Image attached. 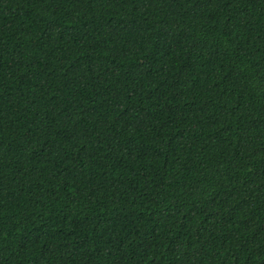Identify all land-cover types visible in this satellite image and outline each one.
Returning <instances> with one entry per match:
<instances>
[{"label":"trees","instance_id":"obj_1","mask_svg":"<svg viewBox=\"0 0 264 264\" xmlns=\"http://www.w3.org/2000/svg\"><path fill=\"white\" fill-rule=\"evenodd\" d=\"M0 264H264V0H0Z\"/></svg>","mask_w":264,"mask_h":264}]
</instances>
